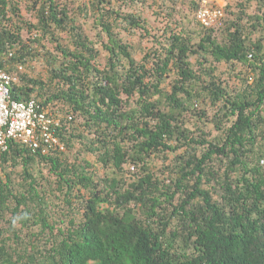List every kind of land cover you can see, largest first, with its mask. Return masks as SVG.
<instances>
[{"label": "trees", "instance_id": "1", "mask_svg": "<svg viewBox=\"0 0 264 264\" xmlns=\"http://www.w3.org/2000/svg\"><path fill=\"white\" fill-rule=\"evenodd\" d=\"M200 2L0 0L65 143L0 151V264H264V0Z\"/></svg>", "mask_w": 264, "mask_h": 264}, {"label": "built area", "instance_id": "2", "mask_svg": "<svg viewBox=\"0 0 264 264\" xmlns=\"http://www.w3.org/2000/svg\"><path fill=\"white\" fill-rule=\"evenodd\" d=\"M231 0H201L196 12L197 20L206 27L219 24L225 16L223 6ZM13 80L0 67V151H6L10 143L20 141L43 153L65 150V143L57 135L60 119L36 100L17 101L12 98L10 86Z\"/></svg>", "mask_w": 264, "mask_h": 264}, {"label": "rangeland", "instance_id": "3", "mask_svg": "<svg viewBox=\"0 0 264 264\" xmlns=\"http://www.w3.org/2000/svg\"><path fill=\"white\" fill-rule=\"evenodd\" d=\"M38 66V65H37ZM46 174H48V171H45Z\"/></svg>", "mask_w": 264, "mask_h": 264}]
</instances>
